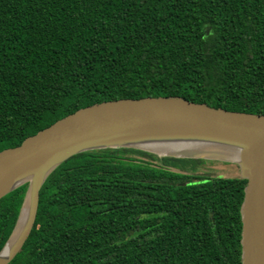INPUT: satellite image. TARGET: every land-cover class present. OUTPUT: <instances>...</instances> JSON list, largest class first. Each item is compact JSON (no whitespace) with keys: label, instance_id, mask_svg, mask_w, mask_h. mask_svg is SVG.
<instances>
[{"label":"trees","instance_id":"obj_1","mask_svg":"<svg viewBox=\"0 0 264 264\" xmlns=\"http://www.w3.org/2000/svg\"><path fill=\"white\" fill-rule=\"evenodd\" d=\"M145 96L262 112L264 0H0V150L78 108ZM202 161L72 155L8 264H241L246 179ZM26 188L0 198V247Z\"/></svg>","mask_w":264,"mask_h":264},{"label":"water","instance_id":"obj_2","mask_svg":"<svg viewBox=\"0 0 264 264\" xmlns=\"http://www.w3.org/2000/svg\"><path fill=\"white\" fill-rule=\"evenodd\" d=\"M160 141H194L215 147L192 153H160L153 150ZM111 147L236 163L238 175L246 179L240 207L241 264H264V110H228L181 96L93 103L27 136L19 145L1 149L0 198L24 183L27 188L15 224L0 247V264H8L29 236L47 176L74 154ZM221 148L228 149V155ZM30 168L33 176L22 178ZM17 228L19 236L11 243Z\"/></svg>","mask_w":264,"mask_h":264},{"label":"bare ground","instance_id":"obj_3","mask_svg":"<svg viewBox=\"0 0 264 264\" xmlns=\"http://www.w3.org/2000/svg\"><path fill=\"white\" fill-rule=\"evenodd\" d=\"M101 55H103V53ZM113 55H114V53H113ZM113 55L110 56V57H113ZM158 144L160 146H157V147L153 148V150L158 151L160 153H163V152H167V153H192V152L204 151V150H207V149H209L211 147L212 148L215 147V146H212V145H209V144L199 145L197 142H194V141H192V142L160 141V142H158ZM220 150L223 151V154L228 155V153H227L229 151L228 149L221 148ZM218 152H220V151H218ZM220 153H222V152H220ZM234 158L236 159L237 156L234 155ZM192 159L193 158H191V161H192ZM33 174H34V170H33V168H30L29 170L24 172L22 178H31L33 176ZM19 233H20V229L17 228L15 230L14 234L11 237V240H10L11 243H13L17 239V237L19 236Z\"/></svg>","mask_w":264,"mask_h":264},{"label":"rangeland","instance_id":"obj_4","mask_svg":"<svg viewBox=\"0 0 264 264\" xmlns=\"http://www.w3.org/2000/svg\"><path fill=\"white\" fill-rule=\"evenodd\" d=\"M202 160V162L191 165L196 168L198 172L209 175H237L239 173V168L236 163L223 160ZM187 166H190V164Z\"/></svg>","mask_w":264,"mask_h":264}]
</instances>
